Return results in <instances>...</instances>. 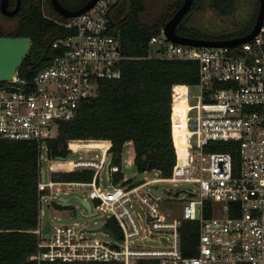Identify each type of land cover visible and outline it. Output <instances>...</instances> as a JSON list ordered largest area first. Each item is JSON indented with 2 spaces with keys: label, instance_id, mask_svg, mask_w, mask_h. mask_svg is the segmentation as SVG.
I'll use <instances>...</instances> for the list:
<instances>
[{
  "label": "built area",
  "instance_id": "obj_1",
  "mask_svg": "<svg viewBox=\"0 0 264 264\" xmlns=\"http://www.w3.org/2000/svg\"><path fill=\"white\" fill-rule=\"evenodd\" d=\"M114 1L95 0L78 13L55 17L62 26L50 41L56 51L31 76L16 72L0 80V137L38 144L40 211L49 188L66 182L86 191L78 194L90 200L101 222L113 216L120 228L116 234L104 224L99 230L109 236H102L93 233L94 227L58 218L47 219L45 228L39 212L33 227L36 249L28 256L116 259L123 264H135L138 257H153L155 264H264V14L255 33L232 44L180 42L168 37L162 24L150 34L149 53L197 61L196 80L176 81L171 87L172 138L175 145L176 127L185 145L181 155L176 150L169 175L132 181L120 163L110 159L107 164L108 145L84 164L65 168L52 165L51 158L46 177L41 154L57 120L72 116L81 101L97 91L101 77L121 73L125 55L119 27L110 16ZM191 84L198 86L196 93ZM77 166L93 167L91 179L50 176L52 170ZM101 168L107 184H101ZM115 171H121L117 179ZM158 177L192 183L184 187L178 213L162 212L159 194L144 189L147 181ZM62 196L47 199L58 207L68 203ZM186 218L197 219L198 233L183 245L180 225Z\"/></svg>",
  "mask_w": 264,
  "mask_h": 264
},
{
  "label": "trees",
  "instance_id": "obj_2",
  "mask_svg": "<svg viewBox=\"0 0 264 264\" xmlns=\"http://www.w3.org/2000/svg\"><path fill=\"white\" fill-rule=\"evenodd\" d=\"M60 1L75 7L85 0ZM180 2L172 0L155 22L141 18L144 7L142 0H115L112 3L110 16L119 27L120 48L125 55L120 61L121 73L101 77L97 91L85 97L72 116L57 120L56 131L45 138L49 158L66 155L71 151L69 147L83 148L90 143L99 145L103 150L109 145L107 149L111 160L120 163L123 143L131 139L134 150L132 160L138 169H157L160 176L170 174L176 150L179 154L183 145L180 131L175 128V145L172 138L171 87L176 81L194 82L197 78V61L189 57L149 53L148 38ZM205 2L221 11H231L235 7V0H192L176 25L178 32L203 36L245 32L251 27L258 6L256 0L251 18L237 32L206 35L190 22L191 9L201 7ZM44 11L54 18L66 16ZM11 16L15 18L13 28L7 31L0 25V34L30 35L31 45L16 69L18 73L31 76L56 51L50 41L62 30V26L55 19L40 13L38 0H21L18 11ZM79 139L84 140L79 142ZM221 146L226 147V144ZM93 172L91 166H77L52 170L50 176L53 179L89 180ZM120 175L121 171H115L113 179ZM38 177L37 142L26 138L0 137V264H123L116 259L37 260L28 256L36 249L33 227L38 224L40 212ZM206 203L209 204V199H206ZM104 224L113 233L120 234L115 217L107 216ZM180 233L183 245L192 243L198 233L197 219H184ZM190 251L193 252V249ZM155 261L153 257H138L135 264H155Z\"/></svg>",
  "mask_w": 264,
  "mask_h": 264
},
{
  "label": "rangeland",
  "instance_id": "obj_3",
  "mask_svg": "<svg viewBox=\"0 0 264 264\" xmlns=\"http://www.w3.org/2000/svg\"><path fill=\"white\" fill-rule=\"evenodd\" d=\"M144 7L141 10V18L149 22H155L158 17L161 16L162 12L166 11L172 0H142ZM39 2V0H38ZM256 0H235V7L231 11L218 10L206 2L201 7H193L190 11L191 17L190 22L198 26L202 32L206 35H216L229 32H237L242 28L247 21L251 18ZM42 7L44 10H48L49 6L45 0H42ZM15 18L11 15H6L0 11V25L7 31L13 28ZM190 89L196 93L198 86L191 84ZM195 99V95L191 100ZM55 126H53V131ZM84 139L77 141L81 142ZM69 141H72L70 139ZM69 143L67 142V145ZM69 146V145H68ZM70 148V147H69ZM103 149V148H102ZM65 157L68 159L53 158L52 165L57 166L64 163L66 160H71L78 157H95L101 152L99 145H91L90 143L85 144L83 148L71 149ZM133 144L131 140H125L120 151V165L125 175L130 177L132 181H141L151 176L159 175L157 169H138L133 163ZM110 153L108 152V155ZM49 158L46 151L42 149L41 161L46 168V177L49 176L48 162ZM67 164V163H66ZM101 184H107L108 179L106 177L105 168L100 170ZM192 186L191 182L179 181L174 183L166 177H158L147 181L143 187L144 189L150 190L153 194H159L160 198V209L162 212L178 213L181 201L186 196L185 188ZM49 194L42 199L41 203V219L45 223L47 219H56L72 222L76 220L79 225L86 227H94L101 222V219L96 217V214H89L87 208L81 203V200L76 196V193H86L81 186H69L68 183L62 182L54 184ZM62 194L68 197L66 206H53L48 198H55L57 195ZM80 206V213L73 211V207ZM73 206V207H72ZM93 233L102 236H109L103 230H95ZM154 241V240H151Z\"/></svg>",
  "mask_w": 264,
  "mask_h": 264
},
{
  "label": "water",
  "instance_id": "obj_4",
  "mask_svg": "<svg viewBox=\"0 0 264 264\" xmlns=\"http://www.w3.org/2000/svg\"><path fill=\"white\" fill-rule=\"evenodd\" d=\"M95 0H85L81 4L70 7L64 4L60 0H50L54 8L63 15H72L78 13L94 3ZM8 0H0V7L6 13H13L19 7L21 0H15L13 7L7 6ZM192 0H181L176 6L172 13L162 23L163 31L165 34L180 42H190L194 44H232L239 42L250 37L255 33L261 23L264 14V0H258L257 11L255 14L254 21L249 30L226 36H203V35H192L186 33H180L176 30V25L184 13L188 10ZM40 13L50 19H55L50 14L46 13L42 8V0H39ZM31 45V37L28 34H14V33H1L0 34V80L9 79L16 75L17 65L21 62L24 53L29 49ZM70 151H68L69 153ZM67 153V154H68ZM64 156V155H59ZM111 156L107 157V164L110 162ZM42 168V172H43ZM81 200V203L87 208L89 214H93L94 210L90 209V200L87 197L76 194ZM65 203H67L66 196H62ZM76 212L79 214L80 207L76 206ZM48 221L45 222L44 227L46 228ZM95 229H105L104 223L94 226Z\"/></svg>",
  "mask_w": 264,
  "mask_h": 264
},
{
  "label": "bare ground",
  "instance_id": "obj_5",
  "mask_svg": "<svg viewBox=\"0 0 264 264\" xmlns=\"http://www.w3.org/2000/svg\"><path fill=\"white\" fill-rule=\"evenodd\" d=\"M176 130H178V128L174 127ZM179 131V130H178ZM181 140L183 142V145L180 147V151H179V155H181V152L182 150L184 149V145H185V142L183 141L182 137H181ZM90 158L89 157H78V158H74V159H71V160H66L64 161L63 164H61L60 166L62 167H69L71 166L72 164H84L86 163L87 161H89ZM67 163V164H66Z\"/></svg>",
  "mask_w": 264,
  "mask_h": 264
},
{
  "label": "flooded vegetation",
  "instance_id": "obj_6",
  "mask_svg": "<svg viewBox=\"0 0 264 264\" xmlns=\"http://www.w3.org/2000/svg\"><path fill=\"white\" fill-rule=\"evenodd\" d=\"M45 1L47 2L48 6H49L48 11L53 12V13L58 12V11L54 8V6H53L52 3L50 2V0H45ZM14 4H15V0H13V1L8 0L7 6L10 8V7H13ZM255 4H256V3H255ZM19 6H20V5H19ZM42 8H43V7H42ZM18 9H19V7H18L17 10L14 11L13 13H6V12H4V11L1 9V7H0V11H2L4 14L9 15V16H10V15H13L14 13H16V12L18 11ZM58 13H59V12H58Z\"/></svg>",
  "mask_w": 264,
  "mask_h": 264
},
{
  "label": "crops",
  "instance_id": "obj_7",
  "mask_svg": "<svg viewBox=\"0 0 264 264\" xmlns=\"http://www.w3.org/2000/svg\"><path fill=\"white\" fill-rule=\"evenodd\" d=\"M239 33H242V32H239ZM233 34H237V33H233ZM232 35V34H231ZM128 140H131V139H128ZM131 142H132V140H131Z\"/></svg>",
  "mask_w": 264,
  "mask_h": 264
}]
</instances>
